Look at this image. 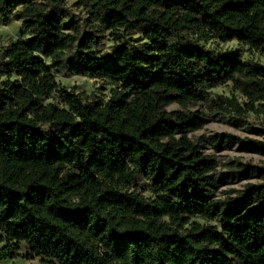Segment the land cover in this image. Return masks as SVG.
<instances>
[{
	"label": "trees",
	"instance_id": "trees-1",
	"mask_svg": "<svg viewBox=\"0 0 264 264\" xmlns=\"http://www.w3.org/2000/svg\"><path fill=\"white\" fill-rule=\"evenodd\" d=\"M65 1L0 0V19L27 34L0 50V259L264 264V167L217 198L216 162L187 136L204 114L166 109L241 112L210 92L230 82L264 110V64L205 47L235 40L264 56V0H77L90 17L69 31ZM106 30L144 41L99 55ZM63 70L115 88L107 100L59 88ZM52 93L59 104L43 103Z\"/></svg>",
	"mask_w": 264,
	"mask_h": 264
},
{
	"label": "rangeland",
	"instance_id": "rangeland-1",
	"mask_svg": "<svg viewBox=\"0 0 264 264\" xmlns=\"http://www.w3.org/2000/svg\"><path fill=\"white\" fill-rule=\"evenodd\" d=\"M65 21L66 31H69L68 22L72 19L79 24L86 23L90 17L85 8L77 4V0L65 1ZM101 46L98 48L99 55L108 52L114 44L122 42H142L144 39L134 32L119 34L122 36L120 40L109 31L102 33ZM27 34L21 29L20 20L10 18L7 22L0 19V50L7 46L10 42L15 41ZM205 47L216 51L233 50L239 53L243 60H253L264 64V56L256 51L249 50L247 46L237 43L235 40L228 42L209 41L205 43ZM4 78V77H2ZM58 87H64L68 90L74 88L76 92L83 93L86 96H101L107 100L115 88V85L107 81L105 78L89 77L75 75L68 70H63L55 75ZM213 96L221 95L223 97H234L241 106V112H216L202 103L188 104L184 107L171 103L166 106L168 111L190 110L199 111L204 114L205 123L197 130L187 132V136L198 145L199 151L208 158L215 160L216 166L213 173L219 178L218 187L215 190L217 198H225L228 194H235L236 190H240L247 183L259 182L256 175L248 174L252 166L264 167V110L255 111L246 106L248 98L238 89H234L230 82L210 89ZM43 103L53 102L58 105L56 93L42 100ZM258 107V102L254 103ZM221 136L224 141L222 144L215 143L211 137ZM249 165V168L245 166ZM145 196L150 193L147 185L141 183L138 188ZM201 223L205 221L197 219ZM3 243H0V247ZM21 254L25 253V249L20 250ZM0 264H45L39 257L25 259L18 256L13 259H0Z\"/></svg>",
	"mask_w": 264,
	"mask_h": 264
}]
</instances>
